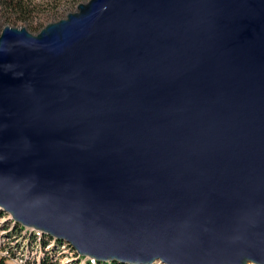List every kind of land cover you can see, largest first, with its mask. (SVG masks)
Segmentation results:
<instances>
[{
	"label": "water",
	"instance_id": "95a60500",
	"mask_svg": "<svg viewBox=\"0 0 264 264\" xmlns=\"http://www.w3.org/2000/svg\"><path fill=\"white\" fill-rule=\"evenodd\" d=\"M0 210L102 263L264 264V0L4 27Z\"/></svg>",
	"mask_w": 264,
	"mask_h": 264
},
{
	"label": "rangeland",
	"instance_id": "374dc122",
	"mask_svg": "<svg viewBox=\"0 0 264 264\" xmlns=\"http://www.w3.org/2000/svg\"><path fill=\"white\" fill-rule=\"evenodd\" d=\"M88 0H27L29 6V16L22 18L19 15L3 16L0 8V32L6 26L14 28H25L32 35H36L47 24L57 22L65 19L66 15L76 11L79 4L86 3ZM0 239L3 238V245L0 247V256H3V249H8L16 245L17 240L21 237V234L17 233L18 230L14 227V230L10 232L12 223L8 222V216L4 211L0 210ZM8 229H4V226ZM19 225V224H18ZM21 226V225H19ZM16 253L19 252V248L15 249ZM57 253H53L52 264H65L73 257L71 249L57 248ZM5 264H15L10 258H5Z\"/></svg>",
	"mask_w": 264,
	"mask_h": 264
},
{
	"label": "built area",
	"instance_id": "2783aa9c",
	"mask_svg": "<svg viewBox=\"0 0 264 264\" xmlns=\"http://www.w3.org/2000/svg\"><path fill=\"white\" fill-rule=\"evenodd\" d=\"M8 220L13 221L9 216H8ZM31 233H34V232L27 230V229H23V233L21 234V237L17 240L16 245L8 249H3L4 252L2 255L3 256L8 255V257L11 258L12 261L15 262L16 264H23L24 262L32 264L40 258V257L38 258V255L42 256L43 258L48 256L52 259L54 255L53 253H57L56 252L57 248H67L69 246L68 243H64V242L58 243V242H55L53 239L51 240V239L46 238L45 240H47L49 244L44 247H41L35 242H29V239H27V236L31 235ZM0 237L2 236L0 235ZM3 241H4L3 238L0 239V247L2 246V248H4ZM38 241H40L39 238H38ZM16 248H19L18 253L15 252ZM72 252H73V257H74V251L72 250ZM79 258L80 256L77 254L76 257L74 258V261L79 260ZM72 260L73 258L68 260L66 264H69V262H71Z\"/></svg>",
	"mask_w": 264,
	"mask_h": 264
},
{
	"label": "trees",
	"instance_id": "16d2710c",
	"mask_svg": "<svg viewBox=\"0 0 264 264\" xmlns=\"http://www.w3.org/2000/svg\"><path fill=\"white\" fill-rule=\"evenodd\" d=\"M25 6L26 7L29 6V3L27 2V0H0V8L2 10L3 16L19 15L22 18L30 17L28 9H26ZM0 214H2V212H0ZM8 222L12 223V225L10 227V232L12 230H14V227H16L18 230L17 233H19V234L23 233V228L21 226H19L18 224L14 223L11 220H9ZM3 227H4V229H8L7 227H5V225ZM46 238L51 239L48 236L42 235L41 240L38 241L37 235H35V233H31V235L27 236V239H29V242H35L36 244H38L40 246H46L49 244L48 241L45 240ZM58 243H60V242L58 241ZM64 243H66V242H64ZM68 249H71L70 245L68 246ZM76 255L77 254L74 251V258L76 257ZM73 261H74V259L71 262H69V264H76V262L75 261L73 262ZM0 264H5L3 258H0ZM41 264H52V259L47 256L46 259H44V261ZM86 264H92V263L87 262ZM94 264H114V263H102V262L95 261Z\"/></svg>",
	"mask_w": 264,
	"mask_h": 264
}]
</instances>
